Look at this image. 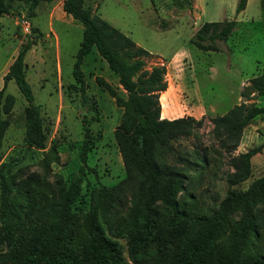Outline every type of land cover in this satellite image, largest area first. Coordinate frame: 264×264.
<instances>
[{"label":"rangeland","instance_id":"1","mask_svg":"<svg viewBox=\"0 0 264 264\" xmlns=\"http://www.w3.org/2000/svg\"><path fill=\"white\" fill-rule=\"evenodd\" d=\"M237 2L85 0V6L148 51L140 57L144 68L165 65L168 91L161 100L159 97L162 115L166 116L172 108L171 117L192 116L201 120L193 128L197 136L182 137L180 142L182 154L194 145L200 149L197 159L187 156L194 163H182L185 190L178 198L187 204L191 215L213 212L229 190H244L264 174V113L243 129L240 143L231 153L221 148L211 135V119L243 100L242 89L261 73L264 65V0H247L245 9L238 13ZM224 19L236 20V26L227 41L220 44V51H203L189 42L202 23ZM22 20L28 23V32ZM82 30L80 22L64 13L60 0L40 3L32 16L27 15L25 4L19 2L10 13L0 17V88L3 73L21 45L32 42L25 55V76L40 108L46 133L43 148L24 144L27 102L15 82L9 80L3 95L11 94L14 103L10 112L2 115L8 125L0 140V166L7 163L15 185L25 187L36 208L45 201H58L63 189L81 176L80 194L72 205L75 235L81 244L85 239L81 225L96 203L99 188L114 186L126 177L114 138L123 109L98 79L123 97L125 92L115 78L117 75L92 49L81 65L88 97L87 101H81L73 63ZM171 92L175 95L173 104L168 103ZM245 102L262 106L264 93H250ZM84 138L89 139L90 148L83 163L80 150ZM257 146L261 149L250 159V176L231 183L232 156ZM164 156L168 161L172 159L168 153ZM193 168L197 171L193 172ZM190 177L192 182H188ZM129 194L130 191L116 205L118 216L114 224L120 222L129 206ZM25 197L20 199L23 205L29 203ZM257 210L262 227L254 246L255 251H264V204L258 205ZM237 217L234 214L232 218ZM112 235L111 228L108 236ZM114 238L123 246L124 257L128 259L126 239Z\"/></svg>","mask_w":264,"mask_h":264},{"label":"trees","instance_id":"2","mask_svg":"<svg viewBox=\"0 0 264 264\" xmlns=\"http://www.w3.org/2000/svg\"><path fill=\"white\" fill-rule=\"evenodd\" d=\"M52 1L0 0V17L19 2L32 16L40 3ZM246 4L247 0H238L236 12L244 10ZM62 10L83 26L73 63L81 101L88 99L81 65L92 49L117 75L125 92L123 97L98 79L123 109L114 138L126 177L114 186L99 188L96 203L81 225L85 235L81 244L75 235L72 205L80 194L83 178L78 176L63 189L58 201H45L36 208L25 187L15 185L7 163L1 164L0 264H264V251H255L254 246L262 227L257 208L264 204V174L244 190H229L213 212L191 215L187 204L178 198L185 190L182 163H194L187 156L197 159L200 149L194 145L182 154L180 142L182 137L197 136L193 128L201 120L192 116L162 118L159 97L167 88L165 65L144 68L140 57L148 51L85 6V0H63ZM235 26L233 19L204 22L189 42L203 51H220V44L227 41ZM31 44L21 45L2 77L0 140L8 125L2 115L9 113L14 103V97L3 92L8 81L13 80L27 102L24 144L43 148L46 133L40 108L25 76V55ZM250 93H264V65L261 73L242 89L243 100L211 119V135L226 152L237 148L243 129L264 113V105L245 102ZM89 148V139L84 138L80 150L83 163ZM260 149L257 146L232 156L231 183L250 176V159ZM167 153L172 156L170 161L164 156ZM193 178H188V182ZM128 191L130 204L120 222L114 224L118 216L116 205ZM22 196L29 200L27 205L21 203ZM234 214L238 216L236 220L232 218ZM111 228L113 237L108 236ZM118 236L126 239L128 259L114 238Z\"/></svg>","mask_w":264,"mask_h":264},{"label":"crops","instance_id":"3","mask_svg":"<svg viewBox=\"0 0 264 264\" xmlns=\"http://www.w3.org/2000/svg\"><path fill=\"white\" fill-rule=\"evenodd\" d=\"M62 1H63V0H60L61 6H62ZM4 74H5V72L3 73V75H4ZM115 78H116V80H118L117 76H116ZM119 85H120V84H119ZM167 91H168V90L166 89L165 91H163V92L161 93V95H160V100H161V96H162L164 93H166ZM174 101H175V95H174L173 92H171L170 95L168 96V103H169V104H173ZM172 114H173L172 108H169V109H168V111H167V115H166V116L162 115V110H161V117H162V118L172 119V118H174V117H171V116H170V115H172Z\"/></svg>","mask_w":264,"mask_h":264},{"label":"built area","instance_id":"4","mask_svg":"<svg viewBox=\"0 0 264 264\" xmlns=\"http://www.w3.org/2000/svg\"><path fill=\"white\" fill-rule=\"evenodd\" d=\"M22 23L24 25L25 32H28L29 31V25H28V23L25 20H22Z\"/></svg>","mask_w":264,"mask_h":264}]
</instances>
